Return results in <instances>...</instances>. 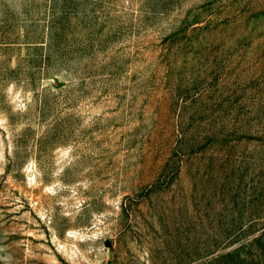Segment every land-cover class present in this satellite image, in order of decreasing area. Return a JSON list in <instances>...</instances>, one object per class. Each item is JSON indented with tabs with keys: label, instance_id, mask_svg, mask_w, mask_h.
Masks as SVG:
<instances>
[{
	"label": "rangeland",
	"instance_id": "obj_1",
	"mask_svg": "<svg viewBox=\"0 0 264 264\" xmlns=\"http://www.w3.org/2000/svg\"><path fill=\"white\" fill-rule=\"evenodd\" d=\"M0 264H264V0H0Z\"/></svg>",
	"mask_w": 264,
	"mask_h": 264
},
{
	"label": "bare ground",
	"instance_id": "obj_2",
	"mask_svg": "<svg viewBox=\"0 0 264 264\" xmlns=\"http://www.w3.org/2000/svg\"><path fill=\"white\" fill-rule=\"evenodd\" d=\"M69 232H73L72 230H70Z\"/></svg>",
	"mask_w": 264,
	"mask_h": 264
}]
</instances>
